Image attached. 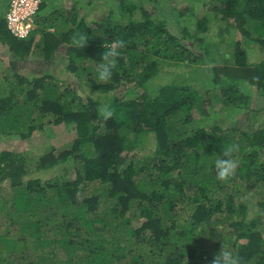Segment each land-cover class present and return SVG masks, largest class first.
<instances>
[{
  "label": "trees",
  "instance_id": "obj_1",
  "mask_svg": "<svg viewBox=\"0 0 264 264\" xmlns=\"http://www.w3.org/2000/svg\"><path fill=\"white\" fill-rule=\"evenodd\" d=\"M97 1L75 0L67 11L41 0L26 36L14 34L0 15L7 67L27 61L40 71L15 70L16 80L0 75V137L25 139L38 128L64 124L67 129H51L55 139L65 132L64 147L49 145L35 169L66 162L74 171L27 176L29 159L0 149V192L7 191L0 195V264H210L222 241L247 264H264V216L254 215L256 207L264 209V124L248 131L236 121L206 122L219 113L210 108L215 100L260 115L244 89L264 87V58L249 61L242 43L264 51V0L205 1L220 22L240 32L228 50L207 45L202 34L209 17L197 16L203 55L184 42L195 36L191 27H181V34L167 27L160 0H118L92 21L78 13ZM198 2L184 0L183 11L172 9L181 17ZM146 3H156V11ZM77 32L89 37L84 48L72 43ZM117 39L126 47L112 78L99 82L101 54ZM57 52L66 63L54 71ZM166 60L215 67L194 69L187 79L150 92ZM206 69L211 77L202 92L191 81ZM65 70L78 85L61 76ZM122 87L124 97L116 93ZM102 104L114 109L112 118L99 115ZM232 143L240 145L242 163L235 178L221 182L214 161Z\"/></svg>",
  "mask_w": 264,
  "mask_h": 264
},
{
  "label": "rangeland",
  "instance_id": "obj_2",
  "mask_svg": "<svg viewBox=\"0 0 264 264\" xmlns=\"http://www.w3.org/2000/svg\"><path fill=\"white\" fill-rule=\"evenodd\" d=\"M57 1L58 5H66L67 11H69V5L67 7V4L72 3L75 0H55ZM118 0H98L96 5H90L89 7H81L79 6V3H83L84 1L79 2L77 5L79 6L77 9L78 13L84 14L86 13L87 16L86 18L89 21H92L93 19H98L104 16L109 12V9L111 6H114L117 3ZM207 0H199L198 4L192 9L193 11H186L184 15L181 17H177L175 14V11L173 9H178L182 10L184 9L183 3L184 0H160L159 6H160V11L162 15H165V22L167 24V27L173 31L176 34H181L182 33V28L184 25H188L189 27L192 28L193 33L195 34L194 37L190 38H185L184 42L187 46L192 47V49L195 51L197 54L203 55V48L200 45L198 38H197V30L194 28L193 23L196 22L197 16L202 17L203 15H208L209 17V22H208V29L203 32L202 36L205 38V43L207 45H211L213 47L217 46L216 44L220 43L222 49H227L229 47V44H234L235 39L234 37L237 36V34L240 32L238 29H236V35L233 26L227 27V25L222 22L215 16V13L213 10L209 9L208 7L205 6L204 2ZM6 0H0V15L4 18L2 19V22H6L5 18V7L7 6L5 4ZM194 4V3H193ZM150 9L156 11V3H146ZM173 8V9H172ZM163 12V13H162ZM138 13V12H137ZM136 13V14H137ZM136 17H140V13L136 15ZM221 23V25H220ZM244 42L242 43V46L247 50L248 48V53L249 56L248 60L251 62L257 61L256 58H264V51L260 46H256L253 43L247 42L248 46L246 45V41L243 40ZM4 45L0 42V75L2 74H8L9 80H16V77L14 76V71L19 70L22 73L24 72H29L31 74H36L40 71H38L36 65L33 63H28L27 61L23 62V65L20 67H7L6 63L9 62V58L11 56L6 54V51L4 49ZM228 50V49H227ZM56 58L54 61H52L51 64V69L54 71H57L65 66V57L62 56L60 53L57 52ZM208 63H200L197 62L194 64V66H186V65H181L177 62L173 61H164L161 63L160 70L158 73L155 75V77L151 80L149 84V91L154 92L157 90L159 85L162 83H166L167 81H174L176 79L182 78V80L187 79L192 71L195 69H201L202 67H207ZM20 68V69H18ZM208 69V68H207ZM206 69L207 73L204 74L202 73L199 75H194L191 81L192 85H194L197 89L200 91L204 92V85L202 82H206L207 85H209V79L211 77L210 72ZM6 72V73H5ZM181 73V74H180ZM63 78H65L68 82H71L73 86L78 85L77 78L75 75L70 73L68 70L63 71V74L61 75ZM11 82V81H9ZM4 86H6V82H1ZM211 84V83H210ZM80 88H82L81 85H79ZM7 87V86H6ZM5 87V88H6ZM142 91V89L140 90ZM248 94H251L252 97H250L249 104L250 106H256V107H261V112L260 115H253L250 114V109H240V110H234L235 108L232 107L231 109H228L227 105H224L222 102H219L218 100L213 101V105L210 107H216L215 109L219 110V113L215 117H210L209 119H206V122H208V125H213L215 122H222L223 125H233L234 121L238 123V126L241 130H251L252 128L256 127H261L264 124V87H256V86H251L247 87L244 89ZM116 93L119 96H125V88H119ZM239 109V108H238ZM197 113V112H196ZM232 113H235V116L232 115ZM197 117L200 116L199 113L196 114ZM257 116V117H256ZM62 127L66 128L64 124H60L59 126H51L50 124L45 126L44 128H38L34 131L33 135L30 136L29 138H19V137H14L13 135H5L0 137V149L3 148H8L17 152H20L22 156L27 157L29 160V165H30V175L27 176H35V175H40L44 179L53 176V174H62L64 172H67L68 175H73L74 171L70 170V167L72 163L67 164L66 162L63 163L62 165L54 166L51 167L47 170H36L35 169V161L39 157L40 154L44 153L46 148L49 145H57L56 147L58 148H63V142L62 139L65 137V132L61 136V139H55L56 137L52 136V131L51 129H56L57 131L59 129H62ZM67 129V128H66ZM240 130V131H241ZM239 131V132H240ZM241 135L238 133V136ZM68 136H72L71 131H69ZM236 136V138L238 137ZM98 185V183H96ZM93 184L89 185V189L92 188ZM100 184L98 185V187ZM3 195L7 194L6 190H2L0 192ZM1 213V212H0ZM0 218H3L2 214H0Z\"/></svg>",
  "mask_w": 264,
  "mask_h": 264
},
{
  "label": "clouds",
  "instance_id": "obj_3",
  "mask_svg": "<svg viewBox=\"0 0 264 264\" xmlns=\"http://www.w3.org/2000/svg\"><path fill=\"white\" fill-rule=\"evenodd\" d=\"M88 40V35L80 32L75 33L72 37L73 45L79 48H84ZM126 43L123 39H117L107 45V50L101 54V62L96 67L99 82H108L112 78L113 70L116 69L118 60L122 56L121 49L126 47ZM213 67H215L213 63H208L207 68L209 70ZM97 111L105 120L114 115V109L108 104H102ZM253 150L251 147L248 148L249 153ZM239 152L240 145L238 143H232L222 148L221 155L214 161L217 180L227 182L236 177L237 170L242 163L241 158L237 155ZM254 215L264 216V209L256 207ZM210 264H247V261L238 251L230 250L222 241L219 251L214 254Z\"/></svg>",
  "mask_w": 264,
  "mask_h": 264
},
{
  "label": "built area",
  "instance_id": "obj_4",
  "mask_svg": "<svg viewBox=\"0 0 264 264\" xmlns=\"http://www.w3.org/2000/svg\"><path fill=\"white\" fill-rule=\"evenodd\" d=\"M41 0H10L5 17L8 28L18 36H26L33 26L34 14Z\"/></svg>",
  "mask_w": 264,
  "mask_h": 264
}]
</instances>
